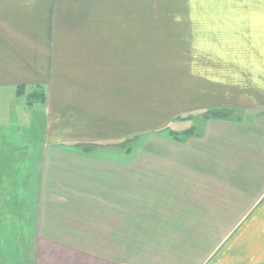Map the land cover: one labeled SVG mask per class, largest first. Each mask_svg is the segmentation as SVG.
Masks as SVG:
<instances>
[{
	"label": "crops",
	"instance_id": "obj_1",
	"mask_svg": "<svg viewBox=\"0 0 264 264\" xmlns=\"http://www.w3.org/2000/svg\"><path fill=\"white\" fill-rule=\"evenodd\" d=\"M57 1L0 0V16L44 37L54 22L39 25L40 15L45 2ZM62 1L77 4L81 18L94 23L79 25L78 31L87 30L83 36L51 34L54 44L80 47L89 58L114 55L150 77L174 72L180 85L190 78L187 89L203 96L205 108L234 112L207 117L198 135L163 132L168 121L162 135H151L162 147H118L134 132L135 109L67 86V77L81 82L102 76L66 66L63 76H55L64 79L48 87L42 110L31 106L41 115L51 105L74 110L76 120L69 122L75 129L48 138L41 163L27 164L36 176L41 169L36 235L47 242L29 264H264V0ZM157 28L162 38L155 36ZM102 29L105 35L97 36ZM112 44L120 46L108 48ZM152 44H162V57L172 63L160 61ZM171 45L196 61L177 62L175 50H167ZM22 74L16 68L5 73L11 79L0 87L15 92ZM201 77L206 89L195 84ZM76 139L90 144L66 143ZM28 154L38 160L37 150ZM1 162L0 172L7 171ZM57 237L60 243L47 239ZM0 252L8 248L0 246Z\"/></svg>",
	"mask_w": 264,
	"mask_h": 264
},
{
	"label": "rangeland",
	"instance_id": "obj_2",
	"mask_svg": "<svg viewBox=\"0 0 264 264\" xmlns=\"http://www.w3.org/2000/svg\"><path fill=\"white\" fill-rule=\"evenodd\" d=\"M45 5V12L40 15L39 25L44 21L43 25L51 21L54 23L53 33L50 32V29H46V32L44 31L46 36L44 35V37L34 36L30 32L31 28L25 27L23 24V28H14L15 19L7 18V15H3V18L0 16V53L2 54L0 55V84L10 81L11 76L6 78L4 74L11 73L14 68L23 73V77L21 76L23 81L15 86V92L11 88L0 87L1 154L7 152L9 155H14L13 162L17 163L16 166L15 164L10 166V156L8 154L0 157L1 163L7 168V171L0 172V190L2 192L0 200V246L4 249L5 247L8 248V252H0V264H15L20 261L23 262L22 264H29V258L34 262L35 257L42 253L40 250L43 245L47 246L45 244L47 242L43 240L46 237H42L39 231L36 235L38 226L36 209L39 201L37 194L40 187L41 169H39L37 177L36 174L31 172L30 166H27V164H30V161L32 164L41 163L44 156V153H41L45 152L44 146L46 143L51 142L47 141L48 138L51 140L57 136L60 138L63 136V132L75 129L73 128L75 125L69 123L72 119L76 120L75 115L70 114L74 110L68 109L65 111L61 107L55 108L54 105H51L50 110L41 115V111L36 112V107L34 108V103H38L37 106L41 109L47 99L45 97L48 94V87L56 86V80L64 79V77L58 78L55 76L58 74L63 76L62 70L66 66L73 65L83 71H93V73H96L95 75L102 76L90 81L81 80V82H79L81 77L76 79L67 77L65 78L67 86H73L78 91H88L93 95H106L109 100H112V103L135 109L136 115L132 124L134 132L129 137L122 138L117 143L118 147H134L135 149H150L154 145L162 147V142H153V138L156 137L151 135H162V127L168 121H171V124L168 125L167 129H163V132L176 131L177 133H183L189 130L193 131L194 135H198L203 132L201 130L204 128L207 117L234 112L233 109L222 107L205 108L204 106L207 103L203 104L204 102L201 101L203 96H196L198 93L192 95L191 91L187 89L191 86L190 78L185 81L188 85L183 86L185 82L180 85L178 83L179 77L174 75V72H170L171 76L168 77H150L147 75L148 72L136 70L133 64L129 67L123 66L120 61L114 59V55L93 56L91 58L96 60L93 61L85 54L90 52L82 51L80 47L73 49L65 45L54 44L52 39L49 38L51 34V38L53 35L64 37L83 36L86 35L83 32H87V30L78 31L79 25L82 26L86 20L92 22V24L94 22L90 19L83 20L80 16L81 11L74 2L65 3L58 0L56 3H50L49 6L45 2ZM154 34H156V37L162 38L161 29L157 28ZM103 35L105 34L102 29L97 36ZM120 44H112L108 48L119 47ZM103 46L107 47L106 45ZM139 46L136 45V51L140 48ZM150 47L156 49L157 58L160 61L164 60L166 64L172 63L166 61L164 56L162 57V44H152ZM167 50L169 53L171 50H175L176 55L180 57L177 62L189 63L192 61L184 48H181V52L179 47L171 45ZM98 52L101 51L98 49ZM105 52L107 50H104L103 54ZM183 58H187V61ZM177 62L174 61V64ZM199 62L201 65V61ZM122 68L125 69L122 71ZM195 84H200V89L201 87L206 89L208 83L201 77ZM110 87L115 89L111 90ZM198 92L205 94L200 90ZM52 93L48 96H51ZM193 96H196V98ZM32 105L34 106L31 107ZM31 109H33V112L29 116L26 112L30 114ZM51 121L54 123L52 124ZM123 125L126 126V124ZM2 136L9 137H7V140L5 137V140L1 141ZM19 137L22 138L21 141L18 140ZM66 143H75L76 146L81 143V147H86L84 144H90V141L80 142L76 139L73 142ZM98 145L101 144H93V146ZM36 150L38 151V160L36 161L34 156L30 160L26 154L29 153L28 155H30ZM21 158L23 163L19 165ZM18 166L21 167L22 171ZM16 186H19V188ZM19 199L22 202L21 211L18 207ZM47 239L52 243H60L58 237ZM19 243L22 246H19ZM18 247L22 248V252H17Z\"/></svg>",
	"mask_w": 264,
	"mask_h": 264
}]
</instances>
